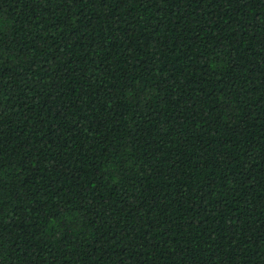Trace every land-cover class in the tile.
<instances>
[{
	"label": "trees",
	"instance_id": "trees-1",
	"mask_svg": "<svg viewBox=\"0 0 264 264\" xmlns=\"http://www.w3.org/2000/svg\"><path fill=\"white\" fill-rule=\"evenodd\" d=\"M0 264H264V0H0Z\"/></svg>",
	"mask_w": 264,
	"mask_h": 264
}]
</instances>
